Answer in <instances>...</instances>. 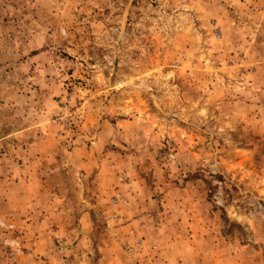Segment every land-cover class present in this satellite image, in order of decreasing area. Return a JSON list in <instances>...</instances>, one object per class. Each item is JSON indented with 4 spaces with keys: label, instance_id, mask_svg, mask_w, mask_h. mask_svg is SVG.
Returning <instances> with one entry per match:
<instances>
[{
    "label": "rangeland",
    "instance_id": "1",
    "mask_svg": "<svg viewBox=\"0 0 264 264\" xmlns=\"http://www.w3.org/2000/svg\"><path fill=\"white\" fill-rule=\"evenodd\" d=\"M0 264H264V0H0Z\"/></svg>",
    "mask_w": 264,
    "mask_h": 264
}]
</instances>
